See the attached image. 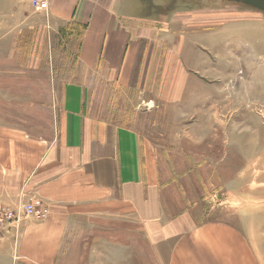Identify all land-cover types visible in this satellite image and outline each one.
<instances>
[{
	"label": "crops",
	"instance_id": "1",
	"mask_svg": "<svg viewBox=\"0 0 264 264\" xmlns=\"http://www.w3.org/2000/svg\"><path fill=\"white\" fill-rule=\"evenodd\" d=\"M222 1L228 0H51L46 25L81 28L77 56L99 82L129 88L141 65L153 75L139 76L136 89L169 96L175 87L180 97L188 37H198L200 47L189 56L228 33L264 38L256 9L231 1L220 7ZM84 91L85 85L61 86L50 138L0 129V207L40 199L49 208L45 219L23 218L0 235V264H58L65 239L81 223L84 233L115 234L99 237L101 264L129 257V264H263L245 214L202 221L181 203L179 181L161 173L152 144L88 114ZM107 248L115 250L109 261Z\"/></svg>",
	"mask_w": 264,
	"mask_h": 264
},
{
	"label": "rangeland",
	"instance_id": "2",
	"mask_svg": "<svg viewBox=\"0 0 264 264\" xmlns=\"http://www.w3.org/2000/svg\"><path fill=\"white\" fill-rule=\"evenodd\" d=\"M46 24L23 0H0V129L50 138L61 86L85 85L87 113L150 142L161 173L179 181L181 203L202 221H239L245 214L264 264V38L228 33L189 56L200 47L198 37H188L190 50L180 57L188 78L180 97L175 87L165 97L159 88L136 89L141 76L153 75L141 65L129 88L99 82L78 59L81 28ZM79 228L75 241L65 239L58 264H101L99 237L115 234ZM107 249L109 261L115 250Z\"/></svg>",
	"mask_w": 264,
	"mask_h": 264
},
{
	"label": "built area",
	"instance_id": "3",
	"mask_svg": "<svg viewBox=\"0 0 264 264\" xmlns=\"http://www.w3.org/2000/svg\"><path fill=\"white\" fill-rule=\"evenodd\" d=\"M35 13L44 16L48 22V14L51 0H23ZM49 214L46 203L40 199H33L29 202L18 201L13 207H0V235L16 229L22 218L43 220Z\"/></svg>",
	"mask_w": 264,
	"mask_h": 264
},
{
	"label": "water",
	"instance_id": "4",
	"mask_svg": "<svg viewBox=\"0 0 264 264\" xmlns=\"http://www.w3.org/2000/svg\"><path fill=\"white\" fill-rule=\"evenodd\" d=\"M234 3H242L260 12H264V0H230Z\"/></svg>",
	"mask_w": 264,
	"mask_h": 264
}]
</instances>
